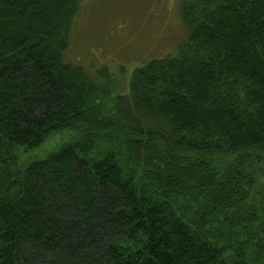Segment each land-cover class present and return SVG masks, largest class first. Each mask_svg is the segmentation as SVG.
<instances>
[{
    "label": "trees",
    "instance_id": "trees-1",
    "mask_svg": "<svg viewBox=\"0 0 264 264\" xmlns=\"http://www.w3.org/2000/svg\"><path fill=\"white\" fill-rule=\"evenodd\" d=\"M82 2L0 0V264H264V0H179L127 92Z\"/></svg>",
    "mask_w": 264,
    "mask_h": 264
},
{
    "label": "rangeland",
    "instance_id": "rangeland-1",
    "mask_svg": "<svg viewBox=\"0 0 264 264\" xmlns=\"http://www.w3.org/2000/svg\"><path fill=\"white\" fill-rule=\"evenodd\" d=\"M186 37L179 0H83L65 58L116 74L113 87L127 92L135 67L174 54Z\"/></svg>",
    "mask_w": 264,
    "mask_h": 264
}]
</instances>
